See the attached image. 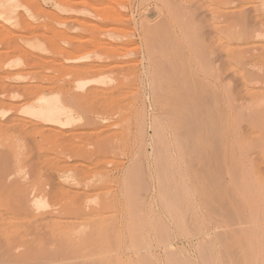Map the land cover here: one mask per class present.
<instances>
[{
	"label": "bare ground",
	"instance_id": "1",
	"mask_svg": "<svg viewBox=\"0 0 264 264\" xmlns=\"http://www.w3.org/2000/svg\"><path fill=\"white\" fill-rule=\"evenodd\" d=\"M53 1H54V8L60 10L61 14L63 13L67 15L80 14V17L84 15L85 18H87L86 16L91 13H94V15L96 14V17L102 16L103 18L106 15L108 16L107 18L108 21L109 20L111 21L110 24L112 26L114 25L115 27H117L119 24L123 25L124 23L125 24L130 23L129 22L130 17H128L127 14L123 13L122 11H119L120 9L116 10L115 7H112L111 5L108 6L109 4L105 5V3H103V2H107V0H101V2H97V0L96 1L95 0L94 1L93 0H53ZM113 1L118 2V0H112V2ZM159 1H161V4L164 3V6L167 3L166 0H163L164 2H162V0H158V2ZM195 1L198 2L197 0ZM203 1L205 3L206 1H208L209 3L213 2L214 5L215 2L218 3L217 5L218 10H221L223 12L224 15L222 14L220 15L224 16L225 19L223 17L221 19L220 18L221 16L220 17L218 16L219 14L215 15V19H217V17L220 18L219 20L224 19L223 22L224 24L222 23V21L220 22H217V20L213 21L214 23L217 22L224 25V27H222V30L220 29L221 27L219 28L221 30L220 33H217L216 31L218 36L216 35L217 40L216 42H213L214 43L213 45L216 44L217 49L219 48L222 50V52L221 50L219 52L223 54L225 58V61L224 59L223 61L226 62L227 68H228L227 64L231 65V67L229 66L228 69L230 68L233 69L232 66L234 68L239 69L238 72L235 71V69L233 70L230 69V71H232L233 73L231 72L230 75L232 74V76L230 75L229 76L232 77L231 81L234 82L235 86L233 85V83H231L233 87L229 86L226 89L224 88V90H226L227 93L226 94L227 99L225 100L226 101L228 100L227 105L230 106V110L233 113V114L231 113L232 117L228 118V116L227 117L225 116L226 114H224V109L225 107L227 108V105L225 104V107L223 109L224 98L220 97L219 95L220 92H215L216 88L214 89L213 94H211V92L210 94H207L208 90L205 89L206 94L205 93L204 94L207 96L211 95L210 97L212 98V99L211 98L206 99V101L210 100V104H209L210 106H208V102H207V106L209 107L208 109V107H206V105L204 104L206 103L205 99L201 98L202 95H199L201 93L199 92V90L201 89L202 86H200L201 84L199 85V82L196 83V80L198 79L194 80L195 81L194 83H196L194 86H193L194 83L192 85L190 84V82L192 83L193 81V79L190 81L191 79L189 77L190 75H188V77L185 76V78H187L189 82L185 78L184 80L182 78L183 73L180 71L182 67L178 69L179 71H177V69L174 70L171 68L172 76L174 72H177L176 75L179 76L175 77L176 75L174 74L172 79L175 80V82L171 79L172 82L168 86H166L165 81L167 77L165 78V76H168V74L171 75V73H168L167 75L165 74V76L163 75L164 73L163 71L165 70L162 69L163 68L162 66H159V63L162 62V61L160 62V60L159 62L152 61L153 62L152 68L154 70L151 73L153 77L152 79L155 80V82L159 81L160 83V84L158 83L156 84L154 82L156 88H154L153 92L156 96V105L158 107H161V105L162 107L163 106L166 107L164 108V112H165V109H168L167 107H169L168 105H170L169 103L166 102V100L170 102L172 101L173 104L175 103L174 104L175 107H172L173 109L169 107L172 110L168 113V111L170 110L168 109V111L165 113L169 115L175 109L176 111H174V114L179 115V116L176 115L173 125H175L176 123L175 120L179 118H180L179 120H181V123L180 124L178 123L179 125L176 124L175 126L172 127L182 132L185 131V134L179 133L180 135L183 134L184 137L180 139V140L182 139L184 140L183 143L182 141H180L182 143V146L180 147L181 148L183 147L182 148L183 151L181 150L182 152L184 151L185 152L191 151V153L194 152L196 154V157H198V159H202L205 160V162H207L208 160L210 161L209 159L210 155L206 150V146H208L211 152L214 153V154L211 153V155L215 156V154L219 152L218 153L219 155L216 154V156L221 157V154L224 150L225 153L224 159L227 160L229 159L228 162H225V164L226 163L230 164L228 169L226 167L228 175L230 176V177L228 176L229 182L228 181L227 183H225L226 181L223 182L222 175L219 174L218 172L217 173L220 176H215L217 175V173L215 172L216 173L215 174L214 170L215 168H217V166L213 168V173L215 175L210 180L209 183L208 182L205 183V181L199 182V184H201L200 191H202L201 194H202V202H203L201 206H203L204 209H206L207 211L204 209L202 210L214 215L219 214L221 217H225V216L228 217L227 219L229 221L228 224L224 227L225 229L221 230L219 233L220 236L222 235L220 241L222 239L221 243H223L222 245L223 250H221L223 251L221 252L223 254L221 255L220 253V255L222 256V257L220 256L222 260L220 261V257H218L219 262L221 263L223 262L222 264H264V71H263L264 68L263 70L260 69V71L263 72H260L259 69L257 70L256 66H255L256 70L254 69L255 71L252 70L253 69L252 67L251 68L248 67V69H251V71L250 70L247 71V69L244 68L241 69L245 64L244 59L245 60L248 59V57H246L248 56V54L252 53L254 56L255 54L256 56H259L258 54L259 52L260 53L261 51L264 52V0H260L261 5L258 6L260 7V9L256 7V5H253L254 7L251 5L247 6L248 1L252 2L251 0H203ZM112 2L110 4H112ZM204 2L202 4H204ZM169 3L170 2H168V4ZM182 3L184 4V2ZM38 4L39 3H37L34 0H0V264H53L54 262H55L54 264H56L58 260H60L62 264H123L122 260L117 256L118 254L115 253L117 254L115 255L112 253L111 245L109 242L106 241L107 238L104 235V232L108 231V227L106 226L107 224L106 220H109L108 219L109 216L105 211L109 209L110 203L102 199L103 189L102 187L99 186L100 180L99 181L96 180V178L101 179L102 176L100 174L104 173V169H105L104 164L107 165V163L105 162L107 158L110 157V154H108L107 151L108 152L110 150L114 151L115 148L113 147H115L116 143L115 141L111 140L113 142V145L111 144L112 142H110V144L113 147L112 146L110 147L108 145L110 149L109 150L108 147L106 148L105 146H102V142L105 139L102 140V142L99 141L101 143H99L98 152H96L97 155L94 154V157L93 155H88V153L83 152V150L80 149V146L78 149V145H76L77 149L74 148L73 144L74 142H76L78 138H83L82 135L85 136L86 131L83 130L84 129L87 130L85 126L91 124L90 122L92 121V119H90V117L86 115L84 102L86 103L91 98L95 99V97L97 96L99 97V95L102 94H103L102 97L105 96L109 92V89L111 87H112L111 91L112 92L115 91L114 90L115 88L118 89L122 85L120 83L126 82L122 80L123 78L121 79L118 75L119 74L122 75L123 73H125V75H129V72L133 70L132 68H134L136 63H134V65L129 64L128 60L124 61L123 59L126 58V56L125 57L122 56L130 52L127 51V47H126L127 45L130 44V42L132 43L131 40L130 41L128 40V38H130L129 37L130 32L129 34L124 36L125 35L124 32H123L124 34H122L121 31L118 32L117 28H114L112 26L109 25L108 26L104 25V27L98 26L100 28H96V31L98 29L100 31L99 33L105 36V38L109 37L110 39L116 40V43H112L113 41L104 42L103 40L105 39L99 40V38L96 41L97 37L95 38L93 35L95 40L90 37L93 41L91 43L92 46L90 44L91 39L88 41L87 39L89 38L87 39L85 38L86 39L85 43L90 49L86 48L85 45H84L85 47H81L80 43L82 45L85 44L83 42L84 38L79 40L78 38H75L76 39L75 40L76 45H75L73 43L74 42L73 36L75 35L74 34L75 30L73 32L74 34L73 36H71L72 33L69 34L70 35L69 40L73 38L71 39L73 42L67 41L68 40L67 36L69 33L68 30H70L71 32V30H73L72 28H75L76 26H80L81 28L83 27L82 28L83 30L88 26L91 27L93 26L90 24L87 25L86 23L88 22H85L84 19L81 20L79 18H74L73 17L74 15L73 16L66 15V17L60 15L57 17V15L60 14V11H58L59 13L55 12L57 13V15L55 14L56 19L53 20L55 21L58 18L56 23L59 25V28L60 27L63 28V31H58L59 28L56 27L57 24L55 25V28H57L58 30H56L53 26L44 25L43 22L44 16H47L49 14V16L51 15V18H54L55 15L53 16V14L51 13L47 14V12ZM168 4H166V8H169ZM212 4L210 3L211 8L214 6ZM204 5L206 6V4ZM176 6L177 4H175V6H171L174 7V9L175 8L178 9L176 10L175 15H173V12L172 14L171 12L168 13L169 11L172 10L168 9L169 11L167 12V14H171L175 18L174 24L177 22L175 24L176 26L172 23L171 25L172 26L174 25L175 27L178 28L180 24L179 27L181 28V30H184V28L187 26L186 28H187V32L189 30L188 32L189 34H191V32L193 33V31H191L190 29L192 30L195 29L196 31L195 30L194 31L196 34L197 32L196 27L200 25L198 24L197 26H195V21L197 19L195 21L194 19L196 16L194 15L195 16L194 17L193 14H190L193 13L191 11L189 12L190 15L188 14L189 8L187 9L188 11L186 12L185 6L182 5H181L182 7L178 6L179 8H177ZM199 7L200 6H198V8ZM214 7L212 9H214ZM217 7H215V9ZM109 8H111V12L114 13V14L112 13L111 16L109 15L110 12L107 13V10H109ZM158 8H156L157 11L156 10L155 11L162 14V12L164 11L160 12L161 10L158 11ZM206 8L208 9V7ZM257 8L261 11L257 10ZM252 10H254V13L255 11L258 12V14L261 12L259 15H257L258 19L255 16L257 20L256 19L253 20L254 18H252L254 16V15L252 16V14L254 13H251L250 17L252 19L248 17L250 11ZM212 11L210 12L211 13L215 12ZM105 13H107L108 15ZM163 14L162 16L165 15ZM203 14L205 15L204 12ZM158 16L159 15H157L156 17L158 18ZM162 16L161 19L163 20L165 16L164 17ZM172 16L169 15V17ZM211 18L212 17H210V20ZM107 19L105 17L106 21ZM161 19L159 21L161 23L158 22L157 23L158 26L160 24L163 25L162 26L160 25L161 27L159 26L158 28L156 27L157 30L153 27V25H155L157 20L154 21L155 23L149 20L151 24L153 22L152 25L148 21H146V19L143 20L145 22L142 23V32H143L142 39L144 40L146 46H148L147 53L150 59L156 55L155 54L156 49L161 50L163 48H166V44L167 46L169 44V47L171 46L173 47V45H175L173 47L174 49L176 47V44L179 43L177 42V40L175 41V38L173 37V35H171V32H173L174 29L172 31L168 29L170 28L169 23L172 21H168L169 25L167 26L166 23L167 19L165 18L166 20H164L163 22L161 21ZM198 19H199V15H198ZM32 20L33 22H31ZM205 21H207V19ZM205 21L202 22L204 23ZM164 24L167 27H165ZM250 25H252L251 29H249ZM165 28H167V31ZM88 29L90 28L88 27ZM206 29L204 28V30ZM168 30H170V32ZM54 31L55 33L58 31L61 36L64 37L66 36L67 40H65V43L67 42L71 43L72 46L70 45V47H74V45L75 47L70 48L68 45V47L66 46V48H63L61 41H60V45L62 46V48L60 46H57L59 45V43L58 44L55 43L56 40L54 41L55 39L54 36L56 34L58 35V32L55 34ZM166 32L170 33V38L169 35L168 37L163 38V36H167ZM204 33H201V35ZM193 34L189 36H192ZM60 35L58 36L61 37ZM174 35L176 37V34ZM189 36L187 37V39L190 40ZM196 36H193V38ZM59 37H57L56 39H58ZM125 37L127 38L126 41L129 42L123 41L125 40L124 39ZM171 37H173L174 40L173 38L171 39ZM79 38H81V36ZM19 39L20 41L21 40L22 41L19 42ZM77 40L79 41V44ZM172 40L173 42L175 41L174 42L175 44L169 43ZM210 41L212 42V40ZM65 43H64V47L65 45L68 44ZM78 46L83 48V50L85 51L87 50V52L84 51L85 54L83 55H81L82 54L81 52L80 54L81 56H78L77 54H76L77 56L74 55L77 50L78 52L81 51V50L79 51ZM169 47L168 49L170 50ZM179 47L176 48L181 49L182 46ZM210 47H212L211 44ZM216 47H214V49ZM176 48H175V52L174 50L172 51L174 52V55L176 54ZM217 49L215 51H218ZM113 51L116 52L115 54L118 56V58L122 57L121 59L120 58L119 59L120 60L123 59L121 63L123 62V64L125 65L119 66L118 61H114L115 59L112 60L113 55L111 56V60L108 57V59L111 61L110 65L107 64L109 66L96 63V60L98 59L103 58L102 61L106 60L107 57L106 59H104L105 58L104 56L109 55L110 53L114 54ZM161 52H163V50H161ZM206 52L207 50L205 51V53ZM60 53L64 55L63 56L64 59H58L59 56L62 57ZM119 53L121 54V56L119 55ZM163 53H162L163 56L167 55V51L165 55ZM171 53L168 52V54ZM56 54H58L59 56L58 55H57L58 57L55 56ZM181 54L182 53H180V55ZM160 55L161 54H157L156 57ZM169 56H171L173 59L172 55ZM223 56L220 57L223 58ZM256 56L253 57L251 55L253 60L254 58L255 60H257ZM251 57L249 58L248 62L252 60ZM213 58H214V54H213ZM169 59L167 58L168 61ZM210 59L211 57L209 56V60ZM226 59H229L230 61L227 62ZM177 60L175 59L174 61H176L177 63ZM81 61H83L82 62L83 65L79 66L78 62L81 63ZM186 61L188 60L186 59ZM243 61L244 64L242 63ZM260 61L261 59H259V62ZM105 62H109V61H105ZM210 62H212V60L209 61V64ZM213 62L215 63V61ZM213 62L211 64H213ZM259 62L258 64H260ZM163 63L161 65H164ZM203 63L205 64L204 66H206V62L204 61ZM75 64L76 65L78 64V66H76ZM56 66L58 67V70L60 67L62 68V71H64V69L66 71L68 70L67 76L65 74L66 77H68V74L70 76V72L72 73V75L73 74L76 75V76L73 75L74 78L76 77L75 79L73 78V81L75 82L76 85L73 83V81L71 83L75 85L74 86L75 89L79 91L78 94L74 95L73 92L75 90L74 89L70 90L66 88L65 84L61 83L64 80L62 79V81L60 82L61 79L60 76L58 75H57L58 77L55 76L56 73L53 71L56 70L55 69ZM53 67L55 70H53ZM212 67L213 65L211 66V68ZM245 68L247 67L245 66ZM37 69L39 70L44 69L43 71L45 72L43 71L39 72ZM168 69H169V64H168ZM215 69L212 68V70ZM228 69H226L225 67V70ZM33 70H35L36 72L35 71L33 72ZM66 71H64V73ZM215 72L217 71L215 70ZM221 72H222V68H221ZM131 73L132 72H130V74ZM208 73L209 71H207V74ZM212 73L214 72L212 71ZM207 74L205 75L210 77L211 74L210 73H209L210 75ZM72 75L69 77L70 79L71 77H73ZM161 75L164 76V80H163V76ZM170 75L168 76L167 79H170ZM65 76L64 74H62V77H64V79ZM129 78L130 77L128 76L127 79ZM66 79L64 82H66ZM71 83H69L68 81L69 85ZM167 83H169V80L166 81V84ZM163 84L166 87V89H163L164 92L165 90L168 89L167 87H171L170 92L169 89L167 90L169 93L167 92L164 93L162 90H160L162 89V87H164ZM195 86H196V90L194 91L193 89ZM203 86H205V82L203 83ZM123 87L124 86L120 87L121 90ZM181 88L183 89V91ZM190 88L192 89V91L189 90ZM213 88H209V89L213 90ZM172 89L176 91L172 92L174 91ZM197 89L199 90L197 91ZM122 91L120 92V94H122ZM196 91L199 93H197ZM191 92L192 93L195 92V94L197 93L200 97H198V95H195L194 97L197 96V98L200 99L197 100L194 97L192 98L190 94ZM167 95L169 98L167 97ZM163 98L164 100L166 98V100L164 103L163 102L161 103V101H164ZM194 99H196L195 101L198 102H194L193 101ZM201 99H204L202 100V102L205 101L203 102V104L202 102L199 101ZM176 102L178 104V107L176 105ZM164 104H168V105L165 106ZM111 105L112 104H110V106ZM106 106L110 107L109 105ZM160 111L162 112L163 109ZM112 113L109 114L112 115ZM113 114L115 119L116 114L115 113ZM171 114H173V112ZM174 114H173V118L175 117ZM100 118H103L102 121L104 122L105 120L111 119V117L105 118L104 116ZM140 119L141 118H139V120ZM179 120L176 121L180 122ZM141 121L139 122V125L141 124ZM98 122L101 123V121ZM104 122L102 123L104 124ZM109 123L110 122H108L107 124ZM114 123L116 124L117 120ZM121 123L123 124L125 123V121L124 122L122 121ZM115 124L113 125V127L114 126L116 127ZM104 127H106V125ZM139 128H138V133L139 130L141 129ZM155 129L156 128H154V130ZM140 133L139 134L142 135V132ZM176 134H178V131H176ZM162 135L163 134H161V137ZM160 143H162V141H160ZM179 145L181 144H178V146ZM166 147H164L163 149H166ZM160 149L162 150V148ZM80 150H82V152ZM113 151H110L109 153H113ZM185 152L183 154H185ZM83 153H86L87 155ZM107 154L109 156H106ZM207 154L209 155V157L206 158ZM158 155L160 156V152H158ZM89 156H92L93 158ZM214 156L213 158L215 159L218 158ZM95 157H97V159L95 161L94 160L92 161V159H94ZM109 159L107 160V162H109ZM157 159H161V157ZM218 159L214 161L217 162ZM89 160H91V162H97V164L95 163L96 165H92L91 162L89 163ZM202 160L198 161L197 163L199 162L204 163V161ZM159 161L162 162L161 160ZM220 161L222 162V159ZM220 161L218 162L219 164L217 163L218 166L221 165ZM163 164L160 165L162 166ZM87 165H90V167L91 166L92 167L98 166V167L97 168L95 167L96 168L95 170L91 169L90 171V167ZM206 165L207 164L205 165L200 164V166L202 167L203 166L205 167ZM164 166L162 167L165 168ZM138 167L140 168L141 166ZM87 168L89 169L88 173H90L91 175L93 174L92 177L94 175L95 177L97 175H100L101 177L98 176L96 178L95 177L90 178V181L88 180L89 182H87L86 180L87 178L86 179L84 178L86 175L88 176L87 172L85 173L86 175L84 174V171ZM220 168L223 169L221 166ZM220 168L218 169V171L220 170ZM136 170L135 172H137ZM55 172H59L65 178L63 179L64 183H62L64 185L59 184V182L54 183L56 176H54L55 174L53 175V173ZM220 172L222 173V171ZM43 173H47L49 174V176L46 174V176L48 177L43 178L45 177V176L43 177L41 176ZM82 174L84 177L82 176ZM77 175L78 177H76ZM65 181L70 183V185H68L70 187L69 188L66 187L68 189V193L69 192L71 193V195L68 194L69 195V198H67L68 200L65 199V197L68 196H66V194L64 195V193L66 192L65 184L67 183ZM83 181L86 182L83 183ZM163 183L164 182H162V184ZM139 185L137 184L138 193L140 194L142 192L141 195H146L143 194L144 192L141 188L142 185L140 186ZM80 186H85L86 187V188L84 187L85 190L88 187L89 188L92 187V189H90V192L89 191L85 192L84 189H82V187ZM167 186H168L167 184L166 187L165 186L161 187L160 185V188H162L161 190H163L164 189L163 187H165V189L167 190ZM202 186L203 187L208 186L207 190L204 189ZM221 188L225 189V191H223ZM162 192H165V190L160 192L161 195L164 196L163 194H166V192L165 193ZM79 193H81V197L86 195L87 197L86 199L88 200L87 202H93V207L90 206L89 208L90 210H92L91 212H89V209L88 212L85 211L87 210V207L85 208L84 206L87 203L85 200L84 201L86 203H83L84 201H82V203L80 202V200L78 201L79 198H77V196ZM139 194L137 195L141 196ZM59 195H62L64 197L59 198L58 197ZM70 196H74V197H70ZM75 196L77 199L75 198ZM59 199L61 200L63 199V201L61 200L59 201ZM142 199L144 198L142 197ZM78 202L83 204V206L82 205L79 206ZM87 204L89 205L91 203H87ZM175 205L176 206H174V208L172 209L174 210V212H177L178 215H180L178 216V218L181 221V225L184 224L183 231L186 232L187 223L184 219L185 216L183 213L181 214L180 212L182 208L180 205L177 204ZM199 222L198 224H195L194 222V230L197 233V235L198 234L203 235L204 234L203 226L199 225ZM160 227L161 226H159V228ZM164 229L165 228H163L165 235L163 242L167 244L169 236H167L166 233L168 232H166ZM254 233L255 234L257 233L256 237L259 238V244L257 245V247L255 246L256 243L254 242L253 239ZM209 247L212 249L211 246ZM208 248L205 250V245H204V251L203 250L201 251L202 254L201 258L204 256L203 257L204 264H212V261L214 260V259L212 260L213 258L212 255L214 256V254H212L213 251L211 252V249ZM170 254L173 253L171 252ZM60 256L63 258L62 259L59 258ZM144 259L147 260L146 257H144ZM173 259L175 260L176 257H173ZM173 259L171 258L170 260L173 264L174 263L184 264L183 262L178 261L179 259L178 260L176 259V261H174ZM144 261L140 262V264L147 263L146 261L144 263ZM149 261H151V259H149ZM213 263L215 264V260ZM147 264H150V262Z\"/></svg>",
	"mask_w": 264,
	"mask_h": 264
},
{
	"label": "rangeland",
	"instance_id": "2",
	"mask_svg": "<svg viewBox=\"0 0 264 264\" xmlns=\"http://www.w3.org/2000/svg\"><path fill=\"white\" fill-rule=\"evenodd\" d=\"M34 1L39 3L38 5H40L47 12V14L51 13L54 16L55 14L57 15V13H59L58 11H60V10L54 8V1L53 0H34ZM123 1H124V4H123ZM166 1H167V3L165 2L166 4H168V2H170L168 4L169 8H166V4L164 6V3H162L163 4V7H162L161 1L158 2V0H122V1L118 0L119 3L117 1L116 2L115 1L112 2V0L111 1L107 0V2H103V3H105V5L109 4L108 6L111 5L112 7H115L116 10L120 9L119 11H122L123 13L127 14L128 17H130V21H129L130 23H126L127 26L124 23L123 25L119 24L117 27H115L114 25L112 26L110 24L111 21L110 20L108 21V19H107L108 16H106V15L105 16L103 15L104 16V18H103L102 16L101 17L100 16L96 17V14L94 15V13H91L93 15L88 14L86 16L87 18H85V16L82 15L81 17H83V18H81L80 14H76L77 16L75 14H73L74 15L73 16V15H69V14L67 15V14L63 13V14H65V15H63V14H61V11H60V14H58L57 17L60 16V15L64 16V17H66V15L67 16H73L74 18H79L81 20L84 19L85 22H88V23H86L87 25L90 24V25L93 26V27L88 26L90 29H88V27L85 28L84 30L88 29L86 31H84L82 29L83 27L81 28L80 26H76L75 28H72L73 30H71V32H70V30H68L69 31L68 36H67L68 40L66 39V36L65 37L61 36L60 33L58 32V31H63V28H61V27L59 28V25L56 23L58 18H57V20L53 21L54 19H56V15H55L54 18H51V15L49 16V14L47 16H44L43 17L44 18L43 22H44V25L53 26L54 28H55L56 24L58 25V26L56 25V27L59 28V30L57 28H55V29L58 30L57 31L58 35H60L61 37H59L56 34L57 32L55 33V31H54V33L56 34L54 36V38H55L54 41L56 40L55 43H57V44L59 43V45H57V44L56 45L60 46L61 48H62V46H63V48H66V46L68 47V45L70 47L71 43L67 42L68 43L67 44V43H65V40L70 42V41H72L71 39H73V38H74V42L73 41L72 42L74 44H75V40H76L75 38H78V40L84 38L83 42L85 43V40L87 38H89V39H87L89 41L91 38L95 40L96 37H97L96 41L99 38V40L105 39V40H103L104 42H112L113 41L112 43H116V40L110 39L109 37L105 38V36H103L101 33H99L100 31L98 29L96 31V28L104 27V25L105 26L109 25V26H112L114 28H117L118 32L121 31L122 34L125 33L124 36H126L130 32V34H129L130 36L128 35L130 38H128V40L129 41L131 40L133 44L130 42V44H132V45L129 44V45L126 46L127 47V51H130V52L128 54H126V55L124 54L122 56H124V57L126 56V58H123V59H124V61L128 60L129 64H133L134 65V63H136L135 66H134L135 69L132 68L133 70L131 69L132 71H130L132 73L130 74V72H129V75H125V73H123L124 75L122 74L123 76L120 75V74L118 75L121 79L123 78L122 80L126 81L125 83L124 82L120 83V84H122L121 86L119 85L120 87L124 86L122 88L123 91L118 86L119 88L118 89L115 88L114 89L115 91L112 92L111 91L112 87H111L109 89V92H108L109 94L108 93L106 94V92H105L106 95L104 94L105 96H103V97H102V95H103L102 94V95H99V97L98 96L95 97V99L91 98L90 100H88V102H86V103L84 102V108L86 109V115L88 117H90V119H92V121L90 122L91 124L85 126V128L87 130H85V129L83 130V131H86L85 136L82 135L83 138H78L76 140V142H74V144H73L74 148H76L77 147L76 145H78V149H79V146H80V149H82L83 152L88 153V155H93V157H94V154L97 155L96 152H98V147H99L98 145H99V143L102 142V140L105 139L102 142V146H105L106 148L108 147V145L110 147L113 145L112 141H115V143H116L115 147L112 146L113 148H115L114 151L110 150L109 147H108V149L110 151H113V153H109L110 151L109 152L107 151V153L110 154V157L107 158V160L110 158L109 159L110 163L107 162V160H106L105 163H107V165L104 164V166H105L104 167L105 168L104 169V173L105 174L104 173L100 174L102 177L100 175L96 176V177L100 176L101 179L100 178H96L95 175L93 176V177L96 178V180H98V181L100 180V182H99L100 185L99 186L102 187V189H103L102 190V195H103L102 199L105 200V201H108L110 203L109 209H107L105 211L107 213V215L109 216L108 217L109 220H106L107 221L106 222L107 223L106 226L108 227V231L104 232V235L107 238L106 241L109 242L110 245H111L112 253L113 254L117 253L118 255L117 254H115V255H117L122 260L123 264H140V262H142L144 260L147 263L150 262V264L151 263H154V264H168V263L173 264L170 261L171 258L173 259V257H176L177 260L179 259L178 261H181L184 264L187 263V262H189L187 264H204L203 263L204 262V258H203L204 256L202 257L203 258L202 259L201 258V256H202L201 251L202 250L204 251V245H205V250L209 246L212 247V249L209 247L211 249V252L213 251L212 254H214V256L212 255V257H213L212 260L213 259L215 260V264H218V263L220 264L221 262H219V258L218 257H220L223 254V253H221V252H223V251H221V250H223L222 249L223 243H221L222 239L220 241V238L222 237V235L220 236L219 233H220L221 230H224L225 229L224 227L228 224V222H229L227 220L228 217L227 216L221 217L219 214H217V215L215 214L214 215V214H211L209 212H206L207 210L204 209L203 206H201L203 204V202H202V194H201L202 191H200L201 184H199V182L200 181H202V182L205 181V183L206 182L209 183L210 180L214 177V175L217 172L222 175L223 182H225V181H226L225 183H227V181L229 182V178H228L229 175H228L227 169L229 168L230 164H227V163H226L227 165L225 164V162H228L229 159L228 160L224 159V157H225L224 150H223V152L221 154V157L220 156H216V154L219 153L217 151H216L217 153L215 152L216 153L215 156L211 155L212 152L208 148V146H206V150H207L208 154L210 155V157L207 154L206 158L209 157L210 161L207 159L208 160L207 162H205V160L198 159V157H196V154L194 152L191 153V151L190 152L189 151H187V152L184 151L185 154H183L184 153V152H182L183 151V149H182L183 147L181 148L180 146H182V143H183L184 140L183 139L180 140L183 137V134L182 135H180V134L181 133L185 134V131L182 132V131L176 130V129H174L172 127V126H175L178 123L180 124L181 120H179L180 118L178 117L179 119H176V120H179L180 122H177L175 120L176 123H175V125H173L174 119L176 118V115H177V114L176 115L174 114V111H176V110L174 109L172 111L174 116H175L174 118H173V114H171L172 112L170 113L171 116H170V114L168 115L167 113H165V112L168 111V109H170L168 111V113H169L173 109L172 107H175L174 106L175 103L173 104L172 101L171 102L167 101L166 100V98L168 97V95H167L165 100L170 105H168V104H164V105L165 106L168 105L172 109L167 107L168 109H165V112H164V108H166V107H164V106L162 107V105H161V107H158L156 105V96H155L153 91H154V88H156L155 83L156 84L157 83L160 84V83H159V81L155 82V80L152 79L153 77H152L151 73L154 71L153 68H152V66H153V62L152 61H158V62H159V60H160V62L162 61L161 63H159V66H162L163 67L162 69L165 70V71H163L164 73L162 72L163 75L165 76V74L167 75L168 73H171V75L168 74V76L170 75V79H167L168 76H165V78L167 77L166 81L169 80V83H167V84H166V81H165V85L168 86L172 82L171 79L174 76V74L175 75L177 74V72H174L173 76H172L171 68L174 69V70L177 69V71H179L178 69H180L182 67L183 69L181 68L180 71L183 73V77H182L183 79L185 78V76L188 77V75H190L189 76L191 78V79L189 78L190 81L193 79L192 83L190 82L191 85L195 82L194 80L198 79V80H196V83L199 82V85L201 84L200 86H202L201 87L202 90L201 89L200 90L197 89V91L199 90V92H201L199 95H202L201 98H204L205 101H206V99H208V98L210 99L211 98L210 97L211 95H208L209 97L207 95H205L206 94L205 91L208 90L207 94H210V92H211V94H213V91L216 88L215 92H220V94H219L220 97L224 98V100H223L224 101L223 109H224L225 104L226 105L228 104V100L227 101L225 100V99H227V96H226L227 93H226V90H224V88L226 89L229 86L233 87L234 82L231 81L232 77H230V76H232V74L230 75V73L232 72V71H230L231 68L228 69L229 66L231 67V65L227 64L228 65V68H227L226 62H224L225 58H224L223 54H221L222 50L219 49V48L217 49L216 44L213 45L214 44L213 42H216V40H217L216 37L218 36L217 33H220V31L222 30V27H224V25H223L224 23L223 22H224L225 17L222 16V15H224L223 12L221 10H218V7H217L218 3H216V2H215V5H214L213 2H210V3L211 4L213 3L212 5L217 7L216 8L217 10H216L215 7L213 6L214 9L217 11V13H216V11L214 9H212L213 7L211 8V5H210V3L208 1H206V3L203 0H202V2L200 0V3H199V0H197L198 2H196L195 0H180L181 3L178 0H166ZM251 1L252 2L248 1L247 6L256 5V7H258V6L261 5V1L260 0H251ZM97 2H101V0L100 1L97 0ZM111 2H112V4H110ZM120 2H121V4H120ZM162 2H164V1L162 0ZM172 2L177 4V6H176L177 8H179L178 6H181V5L185 6L186 12L189 10L188 14L191 11L193 13H190V14H193V16L195 15L197 17L196 18L194 16L195 17L194 21L196 19L199 20V21L196 20L197 22L195 21V26H197L198 24H200V25H198L196 27L197 28L196 34H195V31H196L195 29H194L195 31L190 29L191 31H193L194 34L190 31L191 34H193V35L189 36L191 34L188 33L189 30L187 32V28H186L187 26L184 28V30H181V28L179 27L180 24L178 26V28L180 30L177 27H175L176 26L175 24L177 22L174 24V19L175 18L171 14L173 12V15H175L176 10H178V9H176V8L174 9V7H171V6H175V4H173ZM182 2H184V4ZM194 2H196V3H194ZM203 2H204V4H206V6L204 4H202ZM198 4H200V5H198ZM207 4H209V5H207ZM155 5H156V7H155ZM198 6H200V7L198 8ZM206 7H208V9ZM156 8H158V11L161 10L160 12L164 11V12H162V14L163 13L165 14V15L164 14L163 15L167 19V21H166L167 26L170 24V28H168V29H170L171 31L174 29L175 32L174 31L171 32V35H173V37L175 38V41L177 40V42H179V43L176 44V47L182 46L181 49H178V48L175 47L177 55L176 54L174 55L175 48L173 49V47L175 45H173V47L172 46L169 47V44H168V46L166 44V48L161 49V50H163V52H164V49H165L164 53L161 52L160 49H156L155 50L156 51L155 54L156 55L157 54H161L162 55V53H163L165 55L166 51H167V55L168 56L167 55L166 56H163V55L161 56L160 55V56L156 57V55H155L151 59L148 56V53H147L148 52V46H146L144 40L142 39L143 38L142 23L145 22V21H143L145 19L148 22H149V20L154 22L158 18L161 19L162 14L156 12L157 11ZM258 8L260 9V7H258ZM258 8H257V10H259ZM168 9L172 10V11H169ZM212 10H214L215 12L212 11ZM147 11L150 12V13H148ZM210 11L214 12L215 14L211 13ZM252 11H250V14L248 12V14H249L248 17L251 16V13H254V10H252ZM259 11H261V10H259ZM55 12H57V13H55ZM109 12H110L109 15L111 16L112 13H113V12H111V8H109V10H107V13H109ZM167 12L168 13L171 12V14H167ZM199 12H200V14H199ZM203 12L205 13V15L203 14ZM107 13H105V14H107ZM143 14H144V16H143ZM217 14H219L218 15L219 17L221 16L220 17L221 19H222V17L224 19L223 20H219L220 19L219 17H217V19H215V15H217ZM220 14H222V15H220ZM259 14H258V12L255 11V13L252 14V16L254 15L252 17V18H254L253 20H255L256 18L258 19L257 15H259ZM78 15H79V17H78ZM157 15H159L158 18L156 17ZM169 15L172 16L173 19H172V17H169ZM198 15H199V19H198ZM201 15H202L203 18L201 17ZM209 15H210V17H212L211 20H210ZM92 16H94V17H92ZM164 16H162V17H164ZM255 16H256V18H255ZM90 17H91V19H90ZM105 17H106L108 22L105 20ZM213 17H214V19H213ZM96 18L100 19V20H97ZM165 18L163 20L161 19V21L163 22L164 20H166ZM250 18H249V20H250ZM160 19H158L156 21V23L154 22L155 25H157V26L153 25V27L155 29H156V27L158 28L160 25L161 26L163 25V24H160L158 26V23H161V22H159ZM206 19H207L208 23L210 22L209 24L207 23V21H205ZM216 20H217V22L222 21L223 24H220V23H217V22L214 23L213 21H216ZM104 21H106V22H104ZM168 21H172V22L169 23ZM202 21H205V22L203 23ZM31 22H33V20ZM153 22H152V24H153ZM171 23L174 24L175 26L174 25L172 26ZM211 25H213V26H211ZM218 25H219V27H218ZM220 25H223V26H220ZM98 26H100V27H98ZM164 26L167 27L165 24H164ZM198 27H200V28H198ZM251 27H252V25H250L249 29H251ZM77 28H78V30H77ZM204 28L205 29L207 28V29L204 30ZM60 29H62V30H60ZM165 29L167 31V28H165ZM200 29H202V30H200ZM74 30H75V33H74L75 35L73 34ZM160 30H161V28H160ZM170 30H168V31L170 32ZM198 30H200V31H198ZM209 31H210L211 34L209 33ZM216 31H217V33H216ZM153 32H154V30H153ZM183 32H184V34H183ZM204 32H206V33H204ZM207 32H208L209 35L207 34ZM70 33H72L71 36H73V35L74 36H73V38H71L69 40V38H70L69 34ZM166 33H167V36H163V38L164 37H168V35H169V38H170V33H168V32H166ZM201 33H204L207 36L204 35V34L201 35ZM174 34H176V37H175ZM185 34L187 35V37L188 36L190 37L191 41L189 39H187ZM47 35H48V33H47ZM93 35H94L95 38L93 37ZM196 35H198V36H196ZM80 36H81V38H79ZM193 36H196V37L193 38ZM57 37H59L60 39L59 38H58L59 40L56 39ZM173 37H171V39ZM183 37H186V38H183ZM161 38H162V36H161ZM174 38H173V40H174ZM92 39H91L90 44L93 42ZM124 39L125 40H123V41L129 42V41H126L127 40L126 37ZM202 39H203V41H202ZM78 40H77V42L79 44ZM173 40L170 41L169 43H174L175 41L173 42ZM210 40H212V42ZM21 41L19 39V42H21ZM60 41L62 43V46L60 45ZM64 43L67 44V45H65V47H64ZM210 44H211V46L213 48L210 47ZM75 45H74V47H75ZM84 45L86 46V48L90 49L87 46L86 43L83 44V45L80 43L81 47H85ZM217 45H218V43H217ZM80 46H78V48H79V51L80 50L81 51L78 52V50H77L74 55L77 54L78 56H81V55L85 54V52H87V50L86 51L83 50V48H81ZM91 46H92V44H91ZM74 47H70V48H74ZM168 47L170 48V50L168 49ZM214 47H216V48L214 49ZM75 49H77V48H75ZM216 49L218 51H215ZM173 50H174V52H172ZM206 50H207V52L205 53ZM209 50H210V52H209ZM220 50H221V52H219ZM59 52H60V50H59ZM81 52H82V54H81ZM168 52L169 53L172 52L173 54L172 53L168 54ZM179 52L182 53V54L184 53L183 56H182V54L180 55ZM262 52L263 51H261V53ZM115 53L116 52H114V54ZM261 53L260 52L258 53L259 56H256V54H255L257 60H255V58L253 60L251 55L253 57H255V56L252 53L248 54V56H246V57H248V59L247 58H246L247 60L244 59L245 64H244V61H243L242 63L244 64V66L242 65L243 67L241 66L242 67L241 69L244 68V69H247V71H249V70L251 71V69H248V67L249 68L252 67L253 68L252 70L255 71L256 70L255 66H256L257 70L258 69H259V71H260V69L263 70V68H264V61H263L264 60V52L262 54ZM107 54H109V53H107ZM110 54H109L110 56L109 55H105L104 59H106V57L108 59V57H109V59L111 60V56L113 55L112 56V60L115 59L114 61H118L119 62L118 65L119 66L120 65L121 66L125 65V64H123V62L121 63V61L123 59L122 60H120V59L122 57H119L120 58L119 59L116 54L115 55L113 53H110ZM213 54H214V58H213ZM216 54H219L220 56H223V58L220 57L219 55H216ZM57 55L58 54H56L55 56H57ZM60 55H62V53H60ZM119 55L121 56L120 53H119ZM169 55H172L173 59ZM184 55H185V57H184ZM63 56L64 55H62V57L59 56L58 59H64ZM115 56L119 60L116 59ZM174 56L177 57V58H175ZM209 56L211 57L210 60H209ZM205 57H207V58H205ZM250 57H251L252 60L248 62ZM167 58L168 59L171 58V59H169V61H168ZM102 59L96 60V63L97 64L100 63L102 65H107V64L110 65L111 64V61L109 59L108 60L106 59L104 61H102ZM175 59L176 60L178 59L177 63H176V61H174ZM186 59L188 61H186ZM223 59H224V61H223ZM259 59H261L260 62H259ZM171 60H172V62H171ZM211 60H212V62L215 61V63L213 62V64H211L212 62H210V64H209V61H211ZM105 61H109V62H105ZM204 61L206 62V66H204L205 65L203 63ZM226 61L229 62L230 60L226 59ZM82 62L83 61H81V63L78 62L79 66L83 65ZM258 62L260 64H258ZM162 63L164 65H161ZM78 64L77 65L75 64V65L78 66ZM168 64H169V69H168ZM109 65H107V66H109ZM180 65H182V66H180ZM207 65L208 66L209 65H211V66L213 65L212 68H214V69L217 66V68L215 69L217 72H215V70H212L211 66H209V68H208ZM170 66H172V67H170ZM245 66L247 68H245ZM205 67H207V68H205ZM225 67L228 70H225ZM60 68L58 70V67L56 66V68H55L56 70H55L54 67H53V70H55L53 72L56 73L55 76H57V75L60 76V78H61V79L59 78L60 82L62 81V79L65 81V79L68 78L69 80L66 79V82L63 81L61 83H64L65 87L70 89V90L74 89L75 90V91L73 90L74 91L73 92L74 95L78 94L79 91L75 89L74 86L76 84L73 81V78L76 75L73 74L74 75L73 76L72 73L70 72V76L71 75L73 76L70 79L69 78L70 77L69 74H68V77H66L67 73H68L67 72L68 70L66 71L64 69V71H66L64 73V71H62V68H61V70H60ZM221 68H222V72H221ZM232 68L235 69V71H237V72L239 70L238 68H234L233 66H232ZM233 69H231V70H233ZM241 69H240V71H241ZM37 70L39 72H42L44 69H41V70L37 69ZM211 70L215 73L216 77L214 76V73H212ZM34 71L35 70H33V72ZM59 71H62V72H59ZM203 71L206 72V73H204ZM207 71H209V73L210 74L212 73V74L211 75L209 73L207 74ZM235 71H234V73H235ZM263 71H260V72H263ZM43 72H45V71H43ZM216 73H217V75L219 74L220 76L218 75L219 76L218 77L216 75ZM62 74H64V76L66 74L65 79H64V77H62ZM205 74L210 75L211 78L209 76H206ZM163 75H161V76H163ZM223 75L224 76L225 75H228V76L230 75V76L229 77L228 76L224 77ZM124 76H126V77H124ZM128 76L131 79L130 78L127 79ZM164 76H163V80H164ZM177 76H179V75H176L175 77H177ZM222 76L224 77V79H223ZM199 78H201V79H199ZM213 78H214L215 81L213 80ZM185 79H187V78H185ZM206 79H207V81H206ZM216 79H217V81H216ZM221 79H223V80H221ZM227 79H228V81H227ZM68 81H69V83H71L73 81V83L75 85H73L72 83H71L72 85L71 84L69 85ZM173 81L175 82V80H173ZM203 81L205 82V86H203V83H204ZM188 82H189V80H188ZM196 83H194L193 86ZM224 83H225L226 87H225ZM231 83H233V85ZM123 84H125V85H123ZM165 85H164V87H165ZM207 85H208V87H207ZM200 86H199V88H200ZM211 86H213V87L215 86V87L213 88ZM164 87H162V89H160L163 92H164L163 89H166V87L165 88ZM167 88L169 89V92H170L171 91V89H170L171 87H167ZM174 88H176V87H174ZM191 88L189 90L192 91L193 88L192 89ZM209 88H213V90H211ZM167 90H165V92L169 93ZM172 90H174V89H172ZM178 90H179V88H178ZM193 90L194 91L196 90V86L194 87ZM121 91H122V94H120ZM175 91L176 90H174L172 92H175ZM182 91H183V89H182ZM116 92H118V93H116ZM199 92H197V93H199ZM197 93L195 94V92L194 93L191 92L190 94H191V96L193 98L195 95H198ZM118 95H120V96H118ZM199 95H198V97H200ZM194 98H196L197 100L200 99V98H197V96L194 97ZM196 99H194L193 101L194 102H198V101H195ZM204 99H201L199 101L202 102V100H204ZM163 100H164V98H163ZM165 100L161 101V103L162 102L164 103ZM205 101H203V102H205ZM203 102H202V104H203ZM207 102H208V106H210L209 105L210 104V100L209 101L207 100L206 103H204L206 105V107H208L207 106ZM113 103H114V105H113ZM171 103H172L173 106L171 105ZM110 104H112V105L110 106ZM106 105H109L110 107H108ZM176 105L178 107L177 102H176ZM112 106H113V108H112ZM105 107H106V109H105ZM107 108H108L109 111L107 110ZM161 108L163 109L162 112L160 111V110H162ZM208 109H209V107H208ZM225 109H224V114H226L225 116L226 117L228 116V118H231L233 113L230 110V106L227 105V108L225 107ZM112 112L116 114V116H115L116 118L115 119H114V114ZM109 113L110 114L112 113V115H110ZM103 116L105 118L106 117L107 118L111 117V119L112 118L113 119L112 120L111 119L105 120V122H106L105 123L104 121H102L103 118H100V117H103ZM177 116H179V115H177ZM120 118H121V120H120ZM139 118H141V119L139 120ZM93 120H95L96 122L101 121V123L100 122L96 123ZM116 120H117V123L115 124L114 122H116ZM118 121L120 123L122 121L123 122L125 121V123H123V124L121 123L120 124ZM140 121H141L142 126H141V124L139 125ZM102 122H104V124ZM108 122H110V123L107 124ZM152 122H154L156 124V126ZM114 124L116 125V127L115 126L113 127ZM105 125H106L107 128L104 127ZM138 128L140 129L139 133L142 132V135H140L141 133L140 134L138 133ZM154 128H156V129L159 128V129H157V131H156V129L154 130ZM175 130L178 131V134H176ZM83 133H85V132H83ZM161 134H163L162 137H161ZM158 137H160V138H158ZM157 139H158L159 142L157 141ZM177 140L179 142L182 141V143L181 142L179 143ZM99 141H101V142H99ZM160 141H162V143H160ZM110 142H112L111 143L112 145L110 144ZM178 144H181V145L178 146ZM157 146H160V147H157ZM164 147H166V149H163ZM160 148H162L163 151ZM156 149H157V151H156ZM82 150H80V151L82 152ZM209 150H210V152H209ZM158 152H160V156L158 155ZM86 153H83V154H86ZM108 154L106 156H109ZM212 154H214V153H212ZM167 156H168V158H167ZM213 156L216 157V158L218 157L220 159L217 158L218 161L215 162L214 160H217V159L213 158ZM89 157L93 158L92 156H89ZM160 157H161V159H157V158H160ZM163 157H164L165 160L163 159ZM96 159H97V157L92 159V161L93 160L95 161ZM221 159H222V162L220 161ZM159 160H161L164 164L162 162H160ZM200 160L204 161V163H200V162L197 163ZM219 161L221 162L220 163L221 165L218 166V164H219L218 162ZM90 162H91V160H89V163ZM159 162H160V164H163L162 166L165 165L164 166L165 168H163L159 164ZM91 163H92V165H96L97 164V162H91ZM87 164H88V162H87ZM200 164H202V165L203 164L204 165L207 164L208 168H207V165L205 167L204 166L202 167V166H200ZM215 164H217V165H215ZM87 166L90 167V165H87ZM138 166H141V167L139 168ZM216 166H217V168H215ZM220 166L223 169H221ZM91 167H90V171H91V169L95 170L98 166L97 167L93 166L92 168ZM160 167H162L163 169L160 168ZM226 167H227V169H226ZM88 168L85 169L84 174L87 172L89 178H88V176L86 174L85 175L87 177L86 176L84 177L83 174H82V176L85 179L87 178L86 179L87 182L90 181V178H93L92 177L93 174L91 175L90 173H88V170H89ZM213 168H215V170H214V173L216 172L215 174L213 173ZM219 168H220V170L218 171ZM164 169H166V170H164ZM135 170L137 172H135ZM138 171H139V173H138ZM220 171H222V173ZM91 173H93V172H91ZM218 173L215 176H220V175H218ZM46 174L47 173H43L41 176L42 177L45 176L43 178H47L49 176V174H47L48 176H46ZM53 175L56 176V177L58 176L57 178L55 177L54 183L55 182L56 183L59 182V184L64 183L63 179H65V178L59 172H55V173H53ZM76 177H78V175ZM60 180H61V183H60ZM65 182H67V181H65ZM84 182H86V181H83V183ZM162 182H164V183L162 184ZM165 183L168 185L167 186V190L168 191L165 189V187H166ZM137 184L138 185L139 184L142 185L141 188H142V190L144 192L143 194H146V195H141L142 192L140 194L138 193ZM62 185H64V184H62ZM68 185H70L69 182H67L65 184V188L66 187L69 188L70 186H68ZM160 185H161V187L165 186V187H163L164 188L163 190H165V192H166V194H163L164 196H162L161 193H160L161 191H163V190H161L162 188H160ZM80 187H82V189H84L85 186H80ZM67 188L65 190L67 193L65 192L64 195L66 194V196H68V197H65V199L69 198L68 194L71 195L70 192L68 193V189ZM159 188H160V190H159ZM203 188L207 190L208 186L203 187ZM87 189L86 190L84 189V191L85 192L86 191L90 192V189H92V187H90V188L88 187ZM221 189L223 191H225V189H223V188H221ZM165 192H162V193H165ZM81 193L78 194L79 197L76 195L77 198H79L78 201L80 200V202L82 203V201L85 200L87 202L88 200L86 199L87 198L86 195L84 194L85 196L82 195L83 197H81ZM137 194H139L141 196H138ZM61 196L62 195H59L58 197L59 198H63L64 197V196H62V197ZM76 196H75V198H76ZM70 197H74V196H70ZM142 197L144 199H142ZM145 198H146V200H145ZM60 200L61 199H59V201ZM69 200H71V199H69ZM142 200H144V201H142ZM61 201H63V199ZM85 201L83 203H86ZM81 203L78 202V205L79 206L80 205L83 206V204H81ZM87 203H91V204L88 205ZM87 203L84 206H85V208L87 207V210H85V211L88 212V209L90 208V206L93 207V202H87ZM175 204L180 205L181 208H182V210L180 212H181V214L183 213L184 216H185L184 219H185V221L187 223V225H186L187 231L186 232L183 231L184 224L181 225V221L178 218V216H180V215H178V213L174 212V210L172 209V208H174V206H176ZM92 207H91V209H92ZM202 209H204L206 211H204ZM91 211L92 210L89 209V212H91ZM175 213H177V214H175ZM152 219H153V221H152ZM182 219H183V217H182ZM196 219L199 220L200 222L197 221ZM196 221H197V223H196ZM194 222H195V224H198V222H199V225L203 226V230H204V234L203 235H199V234L197 235V233L194 230ZM203 222H204V224H203ZM147 223H149V224H147ZM159 226H161L162 229H161V227L159 228ZM163 228H165L164 230L166 232H168V233H166L167 236H169L167 244H165L163 242L164 235H165V232L163 231ZM256 235H257V233L253 234V239H254V242L256 243L255 246L257 247V245L259 244V238L256 237ZM212 244H213V246H212ZM206 246H208V247H206ZM202 247H203V249H202ZM171 252L173 254H170ZM211 252H210V255H211ZM220 253H221V255H220ZM174 254H176V255H174ZM171 255H174V256H171ZM181 256H183V257H181ZM144 257H146L148 261L146 259H144ZM221 257H220V261L222 260ZM59 258L62 259L63 257L60 256ZM148 258L151 259V261H149ZM216 258H217V260H216ZM176 259L175 260L173 259V260L176 261ZM214 260L212 261V264H214L213 263ZM145 261H144V263H145ZM168 261H170V262H168ZM57 263L60 264L61 261L58 260V262H56V264Z\"/></svg>",
	"mask_w": 264,
	"mask_h": 264
}]
</instances>
